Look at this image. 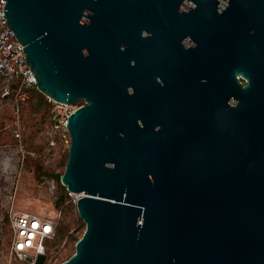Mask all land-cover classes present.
<instances>
[{"label":"water","instance_id":"1","mask_svg":"<svg viewBox=\"0 0 264 264\" xmlns=\"http://www.w3.org/2000/svg\"><path fill=\"white\" fill-rule=\"evenodd\" d=\"M4 1L37 91L82 102L66 120L60 184L80 195L85 230L61 264H264V0H178L197 16L225 6L201 32L227 80V105L212 109L223 130L196 157L188 136L145 127L142 69L118 48L144 0Z\"/></svg>","mask_w":264,"mask_h":264},{"label":"flooded vegetation","instance_id":"2","mask_svg":"<svg viewBox=\"0 0 264 264\" xmlns=\"http://www.w3.org/2000/svg\"><path fill=\"white\" fill-rule=\"evenodd\" d=\"M198 6L192 1L144 0L136 17L126 19L116 32L118 48L135 55L130 64L136 62L142 69L145 127L162 140L188 136L194 157L205 146L206 136L223 130V124L212 121L219 119L212 116L213 105L223 110L228 103L227 80L211 63L213 49L201 33L210 29L212 18L225 6L211 3L207 17L197 16ZM235 79L241 89L248 86L239 73Z\"/></svg>","mask_w":264,"mask_h":264},{"label":"rangeland","instance_id":"3","mask_svg":"<svg viewBox=\"0 0 264 264\" xmlns=\"http://www.w3.org/2000/svg\"><path fill=\"white\" fill-rule=\"evenodd\" d=\"M0 81V85H1ZM1 88V87H0ZM75 107V106H74ZM13 104H4L0 107V222L3 223L11 211L27 213L34 216L49 219L55 222V238L45 243L48 264H61L74 253L73 240H79L85 230V224L79 218L75 201L80 195L66 193L64 203L57 209L54 202L57 200L60 190L53 179H48L39 170L40 164L48 170L63 174L67 157V148L60 140H56L55 147L48 150L45 133L49 126V118L45 113L33 114L28 104L19 105V120L22 142L29 152L30 159L22 165H18L17 155L5 151L13 146L9 127L15 116ZM9 155L10 163L5 164L3 154ZM20 166V167H19ZM63 222V226L59 224ZM7 226L2 227L0 234V264H18L8 258V233ZM60 227L68 229L69 235L62 241H58Z\"/></svg>","mask_w":264,"mask_h":264},{"label":"built area","instance_id":"4","mask_svg":"<svg viewBox=\"0 0 264 264\" xmlns=\"http://www.w3.org/2000/svg\"><path fill=\"white\" fill-rule=\"evenodd\" d=\"M4 5L5 1L0 0V81L2 82L0 85V107L2 109L4 104H13V115L15 118L9 127H5V130L10 132V136L16 142V145L8 147L5 151H8L7 154L9 152L16 154L18 165L22 167L29 152L22 142L19 105L24 104L28 100L29 90L37 89L34 76L24 62L22 47L12 31L6 27V19L3 17ZM48 102L53 105L52 116L45 133L48 150H52L55 147L57 139L68 150L70 138L66 129V120L80 106L76 104L74 105L75 107L59 105L50 100ZM1 153L4 156V163L9 164V155L6 156V153ZM6 219L8 220L6 228L9 260L18 264H35L37 257L44 255L46 259L43 264H48L45 243L55 238L57 224L49 219L14 211H11ZM3 221L4 219L0 222V234L3 230L2 227L5 225ZM28 259H30L29 262L27 261Z\"/></svg>","mask_w":264,"mask_h":264},{"label":"trees","instance_id":"5","mask_svg":"<svg viewBox=\"0 0 264 264\" xmlns=\"http://www.w3.org/2000/svg\"><path fill=\"white\" fill-rule=\"evenodd\" d=\"M24 104H28L30 106V110H31V112L33 114H38V113L47 114V116L49 118V122H50V119H51V116H52L51 112H52V109H53V105H51L48 102V100L42 94H40L37 90H35V89L29 90V92H28V100ZM76 105L77 106H81L82 102L80 101ZM3 132H4L3 130H0V134L3 133ZM12 144L16 145V142L14 140H12L11 145ZM67 158H68V152H67L66 162H67ZM29 159H30V157H27L24 160V162L28 161ZM66 162H65L64 165H66ZM39 170L43 171L42 175L44 177H46L48 179L55 180V182L58 185V188L60 190V194L58 195L57 200L54 202L55 208L58 209L64 203V201L66 200V197H67L66 189L63 186H61V184H60V176L62 175V173L58 174V173H54V172H48V170H46L42 166V164H40ZM7 224H8V220L6 219L4 226H7ZM59 226H63V222H61L59 224ZM6 230H7V228H6ZM68 235H69L68 229H65L64 227H60V229L58 230V234H57L58 241L62 242ZM73 242L76 243L77 239L76 240L74 239Z\"/></svg>","mask_w":264,"mask_h":264}]
</instances>
